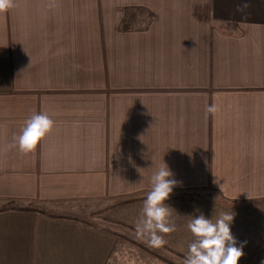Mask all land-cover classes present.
Returning <instances> with one entry per match:
<instances>
[{"label":"crops","instance_id":"1","mask_svg":"<svg viewBox=\"0 0 264 264\" xmlns=\"http://www.w3.org/2000/svg\"><path fill=\"white\" fill-rule=\"evenodd\" d=\"M40 113L55 123L37 147H7ZM164 162L179 182L169 198L215 193L233 206L237 246L258 252L264 0H15L0 12V264H130L140 249L80 209L147 196ZM175 223L167 238H187Z\"/></svg>","mask_w":264,"mask_h":264},{"label":"clouds","instance_id":"2","mask_svg":"<svg viewBox=\"0 0 264 264\" xmlns=\"http://www.w3.org/2000/svg\"><path fill=\"white\" fill-rule=\"evenodd\" d=\"M14 3L15 0H0V12L14 7ZM217 111L215 104L206 108L207 113L215 114ZM54 123L46 113L33 114L26 120L19 136L13 137V144L7 147L18 146L22 153L32 152L52 131ZM178 185L165 162L151 176V190L147 193L136 223L137 233L146 237L150 246L163 247L167 241L161 234L176 230L170 219L172 208L165 201ZM234 216L233 212L221 213L215 221L203 213L194 216L187 225L194 240L189 244L184 264H239L244 252L243 243L237 246L238 242L231 232Z\"/></svg>","mask_w":264,"mask_h":264},{"label":"rangeland","instance_id":"3","mask_svg":"<svg viewBox=\"0 0 264 264\" xmlns=\"http://www.w3.org/2000/svg\"><path fill=\"white\" fill-rule=\"evenodd\" d=\"M192 196L189 198L187 204L186 202H180L178 200H174V198H169L165 201V203L172 208L171 212L172 215L170 217L171 221L176 225L175 220L177 222V233H182L186 235L187 238H177V239H168V234H161L163 235L167 243L160 248H156L150 246L147 242V238L140 236L136 230V223L141 215L142 207L144 200L146 199V195H139L128 199H123L119 201L115 200H103L98 202L97 205L89 206L80 209L82 215H86L85 217L90 218V220L98 223L103 224L105 226H111L114 230L113 233L121 234L126 236L128 239H131L135 243H139L143 245L147 250L155 252L160 257L164 258L166 261H162L160 259L152 257L143 249L131 245L127 241L130 246L134 249L132 250H142L144 254L138 250L136 254H130V264H184L185 255L188 253L189 244L194 240V236L188 230H184L185 226L187 227L188 222L194 216H198L200 213H203L207 218H211L213 216H220L221 213H232L233 206L223 202L217 195L207 189L204 190H194ZM173 199V200H172ZM220 200V201H219ZM177 201V202H175ZM179 204H185L186 207H180ZM180 207V208H179ZM35 208V207H33ZM37 209V208H36ZM186 211V215H184V210ZM250 211L246 210V214H249ZM217 219V218H215ZM245 219L242 220V223H237L234 225L238 228L245 224ZM186 224V225H185ZM242 224V225H240ZM233 227V226H232ZM188 228V227H187ZM185 232V233H184ZM242 232V231H241ZM117 236V235H116ZM118 238V236H117ZM120 240V238H118ZM264 239V235L261 238L260 248L258 253L264 254V243L262 244V240ZM122 241V240H120ZM137 248V249H135ZM249 252V251H248ZM255 255H244L239 264H245L247 260H250L246 264H250L253 259L256 257ZM249 257V258H248ZM244 258V259H243ZM248 258V259H247ZM260 264H264V260L260 261Z\"/></svg>","mask_w":264,"mask_h":264},{"label":"trees","instance_id":"4","mask_svg":"<svg viewBox=\"0 0 264 264\" xmlns=\"http://www.w3.org/2000/svg\"><path fill=\"white\" fill-rule=\"evenodd\" d=\"M21 209H24V210H37L39 211L38 209L36 208H33V207H26V208H21ZM42 212H44L43 210H40ZM51 216H54V217H61V218H74L76 219L75 217H71V216H67V215H58V214H50ZM118 236V238H120V240L122 241H127L129 242L131 245L133 246H136V247H139L141 249H143L144 251H146L148 254H150L152 257H155L162 261H166L168 262L167 260H165L164 258L160 257V255H157L155 252L153 251H150V250H147L143 245L139 244V243H135L133 242L131 239H128L126 236H123L121 234H116ZM264 243V239L262 240V244ZM264 253V252H263ZM184 256L186 257V255L184 254ZM261 260H264V254L262 253H258L256 254V257L255 259H253V261L250 262V264H260V261Z\"/></svg>","mask_w":264,"mask_h":264}]
</instances>
